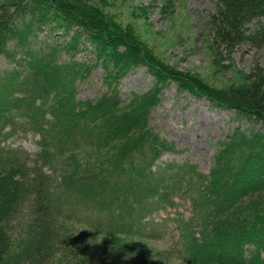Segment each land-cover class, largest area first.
<instances>
[{
    "label": "trees",
    "instance_id": "1",
    "mask_svg": "<svg viewBox=\"0 0 264 264\" xmlns=\"http://www.w3.org/2000/svg\"><path fill=\"white\" fill-rule=\"evenodd\" d=\"M263 17L264 0H216L212 50H264ZM132 36L93 0H0V264H264L262 134L226 136L204 173L161 160L177 149L149 121L159 87L174 81L264 125V66L217 94ZM139 64L153 87L122 98L119 80ZM96 68L106 90L78 98ZM26 134L34 153L14 145ZM95 238L115 254L97 259Z\"/></svg>",
    "mask_w": 264,
    "mask_h": 264
},
{
    "label": "rangeland",
    "instance_id": "2",
    "mask_svg": "<svg viewBox=\"0 0 264 264\" xmlns=\"http://www.w3.org/2000/svg\"><path fill=\"white\" fill-rule=\"evenodd\" d=\"M93 3L102 11L110 12L122 31L139 40L148 54L163 66L180 74L199 77L217 94H223L225 88L243 81L256 65L264 66V50L249 45L237 47L227 55L219 49L212 50L213 37L207 20L214 12L216 0H93ZM261 21L264 23V17ZM85 36L81 37L79 47H87ZM77 56L87 61L92 59L86 50ZM101 76L100 68L93 70L89 79L79 85L77 97L94 99L103 93L106 88L100 83ZM153 83L150 71L139 64L123 75L118 90L122 98L128 99L134 94L148 92ZM178 85L168 81L159 87V104L149 113L150 124L177 149L176 153L164 154L161 160H188L201 172L207 173L219 144L226 136L242 130L259 132L264 137L262 122L248 120L227 107L180 90ZM36 140L37 136L26 134L13 141L14 145L34 153ZM177 210L189 215L188 203L179 201ZM172 211H169L170 216ZM165 217L164 212L159 213V218ZM16 219L14 226L18 229L26 216ZM94 241L97 259L108 258V251L112 253L110 257L115 254L112 250L115 247L96 238ZM165 246L166 243L159 244L157 249L162 250ZM159 259L161 262L158 264H179L171 258Z\"/></svg>",
    "mask_w": 264,
    "mask_h": 264
}]
</instances>
